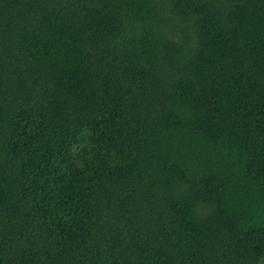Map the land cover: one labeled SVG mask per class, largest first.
<instances>
[{"label":"trees","instance_id":"obj_1","mask_svg":"<svg viewBox=\"0 0 264 264\" xmlns=\"http://www.w3.org/2000/svg\"><path fill=\"white\" fill-rule=\"evenodd\" d=\"M0 264H264V0H0Z\"/></svg>","mask_w":264,"mask_h":264}]
</instances>
